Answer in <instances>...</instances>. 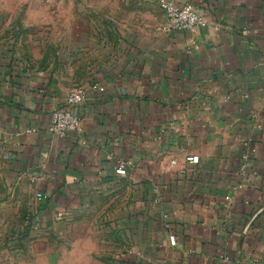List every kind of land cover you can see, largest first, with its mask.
<instances>
[{
    "label": "crops",
    "instance_id": "crops-1",
    "mask_svg": "<svg viewBox=\"0 0 264 264\" xmlns=\"http://www.w3.org/2000/svg\"><path fill=\"white\" fill-rule=\"evenodd\" d=\"M51 1L48 27L0 28V160L39 264H264V0H171L222 27L196 33L159 0ZM77 86L82 131L54 136Z\"/></svg>",
    "mask_w": 264,
    "mask_h": 264
},
{
    "label": "rangeland",
    "instance_id": "rangeland-1",
    "mask_svg": "<svg viewBox=\"0 0 264 264\" xmlns=\"http://www.w3.org/2000/svg\"><path fill=\"white\" fill-rule=\"evenodd\" d=\"M123 10L129 13L128 0H121ZM91 0H75L76 11L82 13ZM60 4V3H59ZM58 4V5H59ZM101 12L98 22H102L104 13H111L114 9L109 5ZM134 12L136 8L132 7ZM51 0H0V28L4 25L9 31L20 27L22 32L29 34L41 27H48L50 16L55 12ZM124 13V12H123ZM97 15V14H96ZM111 22V21H110ZM10 34V31H9ZM5 35V34H4ZM6 168L0 160V264H39L35 236L37 223H33L31 199L26 194L17 193L19 185L9 183L5 178ZM38 247V248H37Z\"/></svg>",
    "mask_w": 264,
    "mask_h": 264
},
{
    "label": "built area",
    "instance_id": "built-area-1",
    "mask_svg": "<svg viewBox=\"0 0 264 264\" xmlns=\"http://www.w3.org/2000/svg\"><path fill=\"white\" fill-rule=\"evenodd\" d=\"M159 7L166 17V23L161 27V30L165 33L180 30L196 33L204 27H212L214 30L219 31L222 28L220 24L210 25L207 19L191 3L178 7L171 0H159ZM86 99L87 93L84 87L77 86L71 89L67 95L66 105L52 113L49 132L59 138H64L68 134L81 133V120L73 112V109L83 105ZM186 161L190 164H197L199 159L198 157H188ZM127 168L128 163L122 162L116 172L118 175L124 176L127 174ZM171 242L175 245L174 237H171Z\"/></svg>",
    "mask_w": 264,
    "mask_h": 264
}]
</instances>
